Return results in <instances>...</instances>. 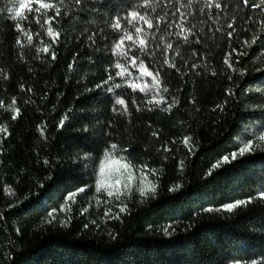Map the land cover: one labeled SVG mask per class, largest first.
<instances>
[{
    "label": "trees",
    "instance_id": "16d2710c",
    "mask_svg": "<svg viewBox=\"0 0 264 264\" xmlns=\"http://www.w3.org/2000/svg\"><path fill=\"white\" fill-rule=\"evenodd\" d=\"M41 4L53 7L36 12ZM8 7L0 0V264H249L264 257V143L232 159L264 130V7L31 0L24 20L11 19ZM132 11L148 23L129 24ZM117 19L133 40L121 41ZM49 26L58 35L49 36ZM122 51L139 58L135 66ZM140 59L152 76L142 75ZM120 60L126 71L117 77ZM106 154L157 174L145 197L121 196L102 213L95 208L108 195L97 193L95 173Z\"/></svg>",
    "mask_w": 264,
    "mask_h": 264
},
{
    "label": "snow or ice",
    "instance_id": "6c2138e0",
    "mask_svg": "<svg viewBox=\"0 0 264 264\" xmlns=\"http://www.w3.org/2000/svg\"><path fill=\"white\" fill-rule=\"evenodd\" d=\"M9 2L12 4V7H8L6 9V11L8 13H10V14L14 13V15L11 16V19H13V20H18V19L19 20H24L25 19L24 11L26 9L29 10V11L32 10V8H31V0H9ZM17 2H18V7H17ZM75 2L79 4V3H82V0H75ZM243 3H244L245 6H251V7H254V8H258V9L264 7V5L250 4V0H243ZM52 7H53V5H51V4H41L40 8H36L35 11L36 12H40L41 8L48 9V8H52ZM215 7L216 8H220L221 5L219 3H216ZM58 15H59V13H58ZM129 15L132 17V19L128 21L129 24H133V22L137 19V17L140 20L145 21V23H148L147 18L145 16H138V13L135 12V11L130 12ZM49 19H51V18H49ZM44 23H48V20H45ZM15 27H16L17 30H22L20 23H16ZM41 27H43V25H41ZM112 27L114 29H118V30L123 31L124 36L121 38V41L124 38H126V39H128L130 41L133 40V36L129 33V31L127 29L122 28V25L120 24L118 19H117L116 23H114L112 25ZM149 27H152V25L150 23H149ZM135 32L137 34H141L142 33V29L139 28V27H136L135 28ZM25 34L27 35V33H25ZM48 35L49 36H56V35H58V33H55L53 28L51 26H49ZM228 35L231 37L233 35V33L230 32ZM16 42H17V44L20 43L19 37L17 38ZM28 42H29V44L32 43L31 37H29V41ZM145 45H146L145 40L144 39H139V46H140V50H141L142 53H144L146 51ZM135 46L136 45L134 43L133 47H135ZM169 47H171V45H169ZM117 48H119V45H117ZM42 50L44 52H48L49 48L47 46H45ZM113 51L115 52L116 48H114ZM119 54L122 55V56H127L128 53L127 52H120ZM55 59H56V56H55V54H53V60H55ZM136 59H139V58L138 57H134L133 58L134 66H135V60ZM225 62L229 63V61L227 59L225 60ZM164 63L168 67H175V65L169 64L167 60H165ZM139 64H140L142 75H144V76H152L153 75V73L148 71L147 67H145V62H144L143 59L139 60ZM70 67H71V65H70ZM229 67H231L230 63H229ZM116 68H121L122 69L121 71L116 73V76L117 77L123 76L124 72L126 70L122 68V65L120 63H117L116 64ZM258 71L262 75H264V69H258ZM156 75L159 76V72ZM109 79H112V77H109ZM155 84H156V81L154 80L153 81V86H155ZM98 87H100V86H98ZM115 87L117 89H119L121 87V85L120 84H116ZM131 87L135 90L136 85H131ZM140 90L141 91H146V90L147 91H151V87H149L148 89L141 88ZM111 91H112V89H109V92H111ZM164 91H167V88H165ZM153 99L155 100V103L157 105H159L163 101L162 97L159 100H156L155 97H153ZM149 103H152V101H149ZM116 104L123 105L124 104V100L117 98L116 99ZM14 106H15V100H13V107ZM171 106H172L171 104L168 105L169 108H171ZM113 110L115 111V108ZM125 111H126V109H125ZM13 118L15 119L17 117L14 116ZM63 123H64V121H61V124H63ZM0 131H4V129H0ZM258 131H260L259 140L264 141V130H259L258 129ZM186 140H187V138H186ZM252 145H253V140L251 138L247 139V142L242 147H239L237 152H233L232 153V159H236L238 156H243L245 154V152L251 150ZM111 148L115 150V149H117V145L113 144V145H111ZM105 160L106 161L109 160V155L106 154ZM223 160L227 162L228 161V157L227 156L223 157ZM112 162H113V160L110 163L102 164L101 167H100V173H99L100 178L96 181V191H97V193L101 192V190H103L105 188L114 187L113 185H110L108 183V179H107V175H106V173H108L112 169ZM122 167L127 168V165H122ZM213 167L215 168V167H218V166L214 165ZM128 178H129V180L131 179V174H129ZM79 191L82 193V192L87 191V189L86 188H81ZM141 194L142 195L145 194L143 189L141 190ZM71 195H75V193L70 194V196ZM114 195H115L116 199H120L119 190H117L116 193H114L113 191H108V196L109 197H112ZM259 195H260L261 198H264V192H261ZM253 199H255V198H249L248 201H244V200L236 201L235 204L228 203V204L224 205L223 207L226 210H232L235 207H237L238 205H245L246 203L251 202ZM123 210L124 209H121V211H123ZM48 215H49V217H54L55 216V210L49 212ZM166 234H167V232H166ZM237 264H239V261H237ZM249 264H264V257H261L259 259H253V260H251L249 262Z\"/></svg>",
    "mask_w": 264,
    "mask_h": 264
},
{
    "label": "rangeland",
    "instance_id": "374dc122",
    "mask_svg": "<svg viewBox=\"0 0 264 264\" xmlns=\"http://www.w3.org/2000/svg\"><path fill=\"white\" fill-rule=\"evenodd\" d=\"M17 7H18V2H17ZM14 15V13H13ZM122 52H127V51H122ZM128 53V52H127ZM121 58L127 61H131L133 63V58L127 54V56H122ZM136 61V60H135ZM119 63L124 66L122 61L120 60ZM264 141L258 140L256 143H253V147L258 148L261 144H263ZM112 160H109L105 163H110ZM119 163L121 165H127L123 161L119 160ZM100 167L98 171L95 173L96 176V181L100 178L99 173H100ZM129 174H131V179L129 180ZM157 172L154 170H150L147 168H131L127 165V168L122 167L120 170H114V166L112 165V169L106 173L108 183L110 185H113L114 187L112 188H105L107 195L108 191H113L116 193L117 190H119V196H124V195H131V194H141V190H144V193L142 196L145 197L147 195V190L149 189L147 186L150 184H154L153 181L155 180ZM127 186V187H126ZM116 197L115 195L112 197L108 196V202H100L96 206V210H100L102 213H108L113 209V206L117 205L116 203ZM98 208V209H97ZM95 210V211H96ZM91 223H94L91 222Z\"/></svg>",
    "mask_w": 264,
    "mask_h": 264
},
{
    "label": "clouds",
    "instance_id": "9594fccd",
    "mask_svg": "<svg viewBox=\"0 0 264 264\" xmlns=\"http://www.w3.org/2000/svg\"><path fill=\"white\" fill-rule=\"evenodd\" d=\"M117 155H119V154L117 153ZM112 165L114 166V170L122 169V165L119 163V160H117L115 158L113 159Z\"/></svg>",
    "mask_w": 264,
    "mask_h": 264
}]
</instances>
